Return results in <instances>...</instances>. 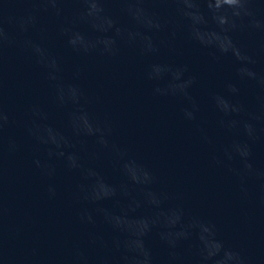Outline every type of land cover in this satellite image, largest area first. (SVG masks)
<instances>
[{
	"label": "clouds",
	"instance_id": "9594fccd",
	"mask_svg": "<svg viewBox=\"0 0 264 264\" xmlns=\"http://www.w3.org/2000/svg\"><path fill=\"white\" fill-rule=\"evenodd\" d=\"M20 2L31 7L23 14L13 13L10 5ZM69 3L82 7L58 26V32L65 47L79 56L115 58L122 45L135 47L141 56H159L162 47L175 51L176 40L182 37L206 50L213 61L228 59L232 75L223 81L221 91L209 94V103L218 116L217 127L231 139L219 154L211 155V163L237 178L244 197L249 195L245 186L249 180H260L264 189V171L254 163V146L264 139V70L257 69L256 52L238 39L241 34L264 36V0H0V177L5 155L16 154L21 147L9 134L18 122L5 106L3 88L6 53L18 48L44 70L51 105L64 117L56 125L49 122L45 105L28 106L24 132L39 153L32 163L49 181L57 176L58 166L79 177L74 196L82 206L76 218L93 229L56 264H254L252 257L226 242L211 217L190 211L182 195L161 186L156 170L144 158L113 139L114 122L93 109L94 99L81 83V69L65 78L60 58L31 38L40 14L63 17ZM109 3L120 6L119 13L132 27L120 22ZM148 5H173L174 15L162 17ZM165 30L169 38L158 41L155 34ZM144 78L153 97L182 101V119L197 121L201 107L193 90L199 77L190 64L154 60L146 64ZM245 86L252 91L251 102L242 99ZM199 131L202 142L211 144L205 129ZM104 154L110 157L112 175L90 163ZM46 191L49 199L57 197L55 183H48ZM152 236L164 248L162 256L150 245ZM0 260L11 264L2 248Z\"/></svg>",
	"mask_w": 264,
	"mask_h": 264
}]
</instances>
